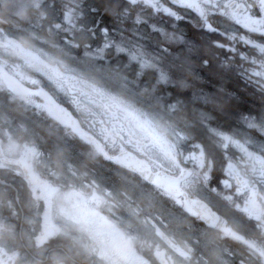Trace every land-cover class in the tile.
I'll list each match as a JSON object with an SVG mask.
<instances>
[{"label": "snow or ice", "instance_id": "snow-or-ice-1", "mask_svg": "<svg viewBox=\"0 0 264 264\" xmlns=\"http://www.w3.org/2000/svg\"><path fill=\"white\" fill-rule=\"evenodd\" d=\"M0 264H264V0H0Z\"/></svg>", "mask_w": 264, "mask_h": 264}, {"label": "flooded vegetation", "instance_id": "flooded-vegetation-1", "mask_svg": "<svg viewBox=\"0 0 264 264\" xmlns=\"http://www.w3.org/2000/svg\"><path fill=\"white\" fill-rule=\"evenodd\" d=\"M11 11H13V9L10 8V9H9V12H11ZM114 179H116V178L114 177ZM232 243H235V242H232Z\"/></svg>", "mask_w": 264, "mask_h": 264}]
</instances>
